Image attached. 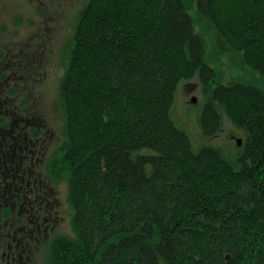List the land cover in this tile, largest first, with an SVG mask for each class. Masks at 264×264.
Wrapping results in <instances>:
<instances>
[{
    "label": "trees",
    "instance_id": "1",
    "mask_svg": "<svg viewBox=\"0 0 264 264\" xmlns=\"http://www.w3.org/2000/svg\"><path fill=\"white\" fill-rule=\"evenodd\" d=\"M194 1L216 45L264 76V0ZM72 28L57 94L73 234L50 264H264V89L214 86L202 133L224 116L245 140L196 148L171 106L178 82L213 71L183 0H85Z\"/></svg>",
    "mask_w": 264,
    "mask_h": 264
},
{
    "label": "rangeland",
    "instance_id": "2",
    "mask_svg": "<svg viewBox=\"0 0 264 264\" xmlns=\"http://www.w3.org/2000/svg\"><path fill=\"white\" fill-rule=\"evenodd\" d=\"M84 1L0 0V67L10 68L12 60H16L21 85L16 87L8 73L5 78H10V87L5 86V79L0 84V149L12 146L23 131L22 146L25 139L27 146L42 149L41 170L51 186L60 190L59 193L54 190L64 213L61 230L54 233L58 237L73 234V225L66 213L70 171L60 148L63 121L57 92L63 75L61 49L73 32L75 15ZM183 1L194 22L195 32L203 39L205 61L213 72L206 85L196 74L178 82L171 106L173 121L188 134L194 147L210 144L221 147L225 155L231 156L239 147L235 141L243 138L244 132L223 116L217 131L205 137L198 115L206 96L217 84L241 81L264 89V76L232 61L231 53L216 45L214 33L201 20L195 1ZM11 52H16L14 58ZM52 194L53 191L49 193ZM50 247L40 249L36 255L37 264H50Z\"/></svg>",
    "mask_w": 264,
    "mask_h": 264
},
{
    "label": "flooded vegetation",
    "instance_id": "3",
    "mask_svg": "<svg viewBox=\"0 0 264 264\" xmlns=\"http://www.w3.org/2000/svg\"><path fill=\"white\" fill-rule=\"evenodd\" d=\"M11 53L14 58L16 52ZM12 64L10 68L0 67V84L5 79V86L10 87V78H5L8 73L14 85L20 87L19 66L16 60ZM24 132H19V139L12 146L0 149V264H37L40 249L59 240L54 233L61 230L64 219L62 204L56 196L60 190L51 186L41 170L42 149L27 146L24 138L22 146ZM240 140V144L235 143L237 146L245 139ZM52 191L54 194L49 195ZM69 208L70 205L66 213L71 223Z\"/></svg>",
    "mask_w": 264,
    "mask_h": 264
},
{
    "label": "water",
    "instance_id": "4",
    "mask_svg": "<svg viewBox=\"0 0 264 264\" xmlns=\"http://www.w3.org/2000/svg\"><path fill=\"white\" fill-rule=\"evenodd\" d=\"M193 101H195V98L193 99ZM238 144H240L241 143V140H238V142H237Z\"/></svg>",
    "mask_w": 264,
    "mask_h": 264
}]
</instances>
